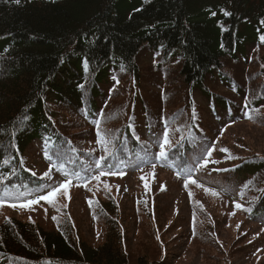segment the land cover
I'll use <instances>...</instances> for the list:
<instances>
[{"label":"trees","instance_id":"trees-1","mask_svg":"<svg viewBox=\"0 0 264 264\" xmlns=\"http://www.w3.org/2000/svg\"><path fill=\"white\" fill-rule=\"evenodd\" d=\"M177 50L178 65L163 69L168 87L161 65L151 81L142 78V52ZM78 118L85 124L77 128ZM241 121L264 129V0H0V208L51 183V176L27 168V151L38 141L78 189L90 192L99 171L159 165L174 181L187 180L191 207L184 242L177 243L167 236L177 223L162 228L148 205L133 203L130 241L124 200L98 187L99 199L97 193L88 207L102 229L99 242L85 239L66 206L54 228L7 217L0 221V264H176L191 242L206 249L203 264H236L221 240L217 206L204 199L212 192L191 194L187 174L222 150L219 160L227 165L213 174L240 199L236 211H244L228 216L236 219L232 247L243 243L247 256L262 260L264 153L238 152L220 141ZM164 139L170 143L162 149ZM246 222L260 224L255 240ZM142 234L154 249L136 258Z\"/></svg>","mask_w":264,"mask_h":264},{"label":"rangeland","instance_id":"rangeland-1","mask_svg":"<svg viewBox=\"0 0 264 264\" xmlns=\"http://www.w3.org/2000/svg\"><path fill=\"white\" fill-rule=\"evenodd\" d=\"M177 53H179L178 50L172 54L142 52L140 55L142 78L146 81H151L155 68L161 65L163 68L160 72V78L162 77V79H164V70H167L169 73L170 70H174L176 65H178L179 56L178 58L176 57ZM165 80L166 79L163 80L162 84L168 87L169 83ZM114 85L119 87L122 85V81H115ZM148 86L155 91L159 88L157 85L153 86L152 84ZM171 130L172 129H168V132L171 133ZM220 141L224 148L227 147L238 152H242L249 148L251 152L264 153V129L247 121L229 125L227 134L223 136ZM45 147L46 144L44 143L43 145L41 142L32 145L31 149L27 151L29 155L27 168L36 177L41 174L43 179L48 180L51 176V183L48 186H37V189H39L37 191L36 188H34L36 186L31 187L18 197L20 200L18 203H6L7 206L5 208H0V221L7 217H16L23 221H35L43 227L54 228L56 224L61 222L59 218V207L66 206L69 208L74 220L79 223V227L85 239L88 238L93 244H96L101 238L102 229L93 222L92 216H90L89 213L88 202L89 199L94 201L98 193V187H104L108 189L109 194L117 198L120 203L121 199L124 200V223L127 225L129 224L127 235L130 241H133L132 235L134 226L132 220H127L129 215H132L131 209L133 203H137L140 205H148L158 216L162 228H166L167 223H170L172 220L177 223L174 230L171 233L169 232L167 236L168 238H175L174 241L177 243L184 242L182 241L183 231L187 228L185 216L186 212L191 208L187 202V192L183 190V184L187 183V180L181 182L174 181L172 175L159 165L143 167L135 171L119 174H104L99 171L96 174V176H99V179H95L91 183L90 192H88L87 188L85 189L86 185L78 189L77 186L70 184L71 182H69V178L66 174L57 171L59 167L55 163L57 157L44 152L46 149ZM223 152V150L219 151L215 155V158L207 159L206 161H208V163L206 166H194L187 172L188 177L189 172L191 173V181H195V183H192V190L190 193L199 195L210 189L212 192L221 195L222 197L220 200H216L211 194H207L204 199L209 201L213 206H217L215 215L219 221V229L221 228V240H224L227 252H234L236 264H264V258L258 261L247 256L248 251L240 248L243 243H237L232 247L233 242H235L238 237L237 230L233 226L236 219L229 220L228 216L230 214H234L235 216L239 214L241 217L244 211H236L235 207L238 202H241L240 199L235 193L226 189L224 181L221 178H217L213 174L218 164L221 166L227 165V163L219 160ZM46 172L48 175H45ZM99 181H102V183L99 184ZM66 182H69L67 192L60 189V185ZM54 189H59V191L58 194L52 198V202L46 199H39L40 196H45ZM97 199H99V193ZM29 201L38 202L32 203L30 207H21V205L27 204ZM13 204H15L16 207H13ZM179 211L181 212V216L176 219ZM150 220V217H148V219L144 218L145 224L148 225L147 229L149 233L151 232L150 227L152 222ZM244 228L250 229V239L255 240L258 236L256 232H259L260 224L246 222ZM142 229L143 226L141 229L139 228V231L136 227V232L139 233ZM199 230L204 232L205 228L201 227ZM248 234L249 232H246L245 236ZM142 236L143 237L139 240L138 238L135 239V242H137L135 248L138 250V252L134 253L136 258L142 256L146 251H152L154 249L150 237H147V234H142ZM187 240L188 239H186V241ZM139 242L141 245H139ZM197 246L191 242L189 246L180 248L183 255L181 258L178 257L180 260L179 263L176 264H203L201 257L202 255L203 257H207L208 254L206 249L201 246L197 248ZM212 252L213 251H211V253ZM216 254H218L217 251Z\"/></svg>","mask_w":264,"mask_h":264},{"label":"snow or ice","instance_id":"snow-or-ice-1","mask_svg":"<svg viewBox=\"0 0 264 264\" xmlns=\"http://www.w3.org/2000/svg\"><path fill=\"white\" fill-rule=\"evenodd\" d=\"M15 3L19 4L20 3V0H15ZM81 87H83V85H81ZM169 143H170V141L168 139H164V142H163V145H161V148L163 149V146L164 145H168ZM223 151H226V150H223ZM165 155H166V152L162 150L160 152V156L161 157H164ZM206 155L210 156L211 153L206 151ZM101 159L103 160L104 158L102 157ZM196 163H197V165H200V160H197ZM207 163H208V161L205 160L204 163L202 165H200V166H206ZM45 175H48V173L46 172ZM94 179H99V176H95ZM189 179H191V173L190 172H189ZM192 182L195 183L194 180ZM68 183L69 182H66L64 184H61L60 185V189H63L65 192H67ZM58 191H59V189H54L52 192H49L47 195L40 196L39 199H46V200H49V202H52V198L55 197L58 194ZM208 191L212 192V190H210V189ZM212 194L213 195H217L218 193L212 192ZM36 202H38V201H29L27 204L21 205V207H30L32 203H36ZM12 206L13 207H16L15 204H13ZM236 207L237 208H240V207H242V205L237 204Z\"/></svg>","mask_w":264,"mask_h":264},{"label":"bare ground","instance_id":"bare-ground-1","mask_svg":"<svg viewBox=\"0 0 264 264\" xmlns=\"http://www.w3.org/2000/svg\"><path fill=\"white\" fill-rule=\"evenodd\" d=\"M73 123H74V125L78 128V126H81L82 124H85V121L83 120V122L82 121H79V118L78 119H75V120H73ZM74 134H75V131L73 132ZM60 137H61V140H63V141H65L67 144L65 145V147H67V148H69L70 147V143L69 142H67L66 141V139L63 137V135H59ZM38 142H41V141H38ZM38 142H35V143H38ZM78 145L81 147L82 145H81V143H78ZM65 147H63V148H65ZM73 147H75V146H73ZM72 147V148H73Z\"/></svg>","mask_w":264,"mask_h":264}]
</instances>
